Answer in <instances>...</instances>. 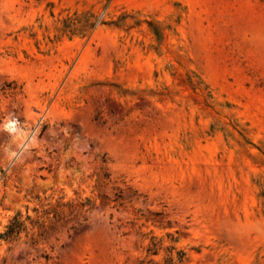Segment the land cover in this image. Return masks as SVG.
I'll return each mask as SVG.
<instances>
[{"label": "rangeland", "instance_id": "rangeland-1", "mask_svg": "<svg viewBox=\"0 0 264 264\" xmlns=\"http://www.w3.org/2000/svg\"><path fill=\"white\" fill-rule=\"evenodd\" d=\"M44 210L0 264H264V0H0V233Z\"/></svg>", "mask_w": 264, "mask_h": 264}, {"label": "trees", "instance_id": "trees-1", "mask_svg": "<svg viewBox=\"0 0 264 264\" xmlns=\"http://www.w3.org/2000/svg\"><path fill=\"white\" fill-rule=\"evenodd\" d=\"M89 204H90L89 199H85V201H82V202L62 201L60 199L56 202L55 207L51 210V212L53 213V218L59 215L65 217L73 213L77 215L79 211L85 209L87 206H89ZM34 211L37 213L36 209H34ZM51 212L44 210L41 214H36L35 218H31L29 214H26L23 217L21 211H17L9 219V222L6 225L5 230L0 233V238L3 240H8V241L19 239L21 233L28 232L26 221H29V223L32 226L42 227L45 220L49 218L48 215ZM157 249H158L157 242L153 241L152 246L148 248V251H155L153 253L156 254ZM168 251L170 254L164 259L163 263L161 264H175L176 260L179 262L182 261L184 252H182L181 250L176 251L175 247L173 246H169Z\"/></svg>", "mask_w": 264, "mask_h": 264}]
</instances>
